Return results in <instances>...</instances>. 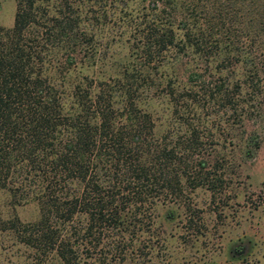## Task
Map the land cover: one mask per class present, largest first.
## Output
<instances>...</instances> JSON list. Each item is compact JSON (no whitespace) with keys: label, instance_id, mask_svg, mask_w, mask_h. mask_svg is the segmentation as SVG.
<instances>
[{"label":"trees","instance_id":"1","mask_svg":"<svg viewBox=\"0 0 264 264\" xmlns=\"http://www.w3.org/2000/svg\"><path fill=\"white\" fill-rule=\"evenodd\" d=\"M138 1L132 12L127 0H14L11 25H0V188L38 208L33 222L2 226L62 264L99 245L122 256L158 201L187 183L213 191L221 182L196 152L202 138L191 120L156 130L146 73L95 71L113 40L106 19L115 28L120 19L142 65L184 53L215 60V75L193 62L184 92L167 79L172 114L208 107L239 120L238 108L261 92L264 0ZM236 62L245 74L230 81L221 71Z\"/></svg>","mask_w":264,"mask_h":264},{"label":"rangeland","instance_id":"2","mask_svg":"<svg viewBox=\"0 0 264 264\" xmlns=\"http://www.w3.org/2000/svg\"><path fill=\"white\" fill-rule=\"evenodd\" d=\"M125 8L139 10V1L127 0ZM13 11L14 0H0V25H11ZM112 20L106 19V24L114 30L113 40L104 58L97 61L95 71L104 77L125 68L138 72L139 77L146 73L150 85L146 102L156 130L161 132L168 124L174 131L182 118L191 120L202 138L196 152L200 151L205 159L209 174L220 176L221 182L213 191L204 185L185 184L179 196L153 206L148 227L127 234L134 241L122 256L99 245L78 251L77 264H264V79L254 102L238 108L243 114L239 120L208 107H194L192 111L190 106L172 114L171 97L164 93L169 90L167 79L176 90L184 92L189 89L186 78L193 62L203 72L210 70L215 75V60L193 59L184 53L172 63L142 65V59L131 52L127 33H118L124 25L120 19L115 20L120 26L116 29ZM244 72L240 62L221 71L230 81ZM199 104L203 106L202 101ZM249 137L258 146L250 142V151L246 152ZM215 160L218 165L213 168ZM37 216L35 202L14 199L0 188V264H62L53 251L38 253L22 242L12 228L4 227L5 221L12 218L29 223Z\"/></svg>","mask_w":264,"mask_h":264}]
</instances>
